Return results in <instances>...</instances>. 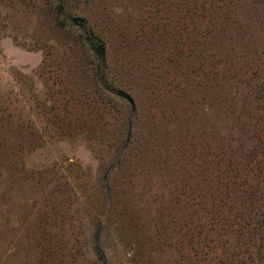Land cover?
<instances>
[{"label":"rangeland","instance_id":"374dc122","mask_svg":"<svg viewBox=\"0 0 264 264\" xmlns=\"http://www.w3.org/2000/svg\"><path fill=\"white\" fill-rule=\"evenodd\" d=\"M0 264H264V0H0Z\"/></svg>","mask_w":264,"mask_h":264},{"label":"trees","instance_id":"16d2710c","mask_svg":"<svg viewBox=\"0 0 264 264\" xmlns=\"http://www.w3.org/2000/svg\"><path fill=\"white\" fill-rule=\"evenodd\" d=\"M219 2V1H218ZM218 2H217V5H218ZM218 8H220V7H218ZM227 234H228V232L227 231H225ZM226 235V234H225Z\"/></svg>","mask_w":264,"mask_h":264}]
</instances>
